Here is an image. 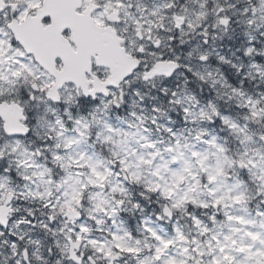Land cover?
<instances>
[{
	"label": "snow or ice",
	"instance_id": "snow-or-ice-1",
	"mask_svg": "<svg viewBox=\"0 0 264 264\" xmlns=\"http://www.w3.org/2000/svg\"><path fill=\"white\" fill-rule=\"evenodd\" d=\"M0 264H264V0H0Z\"/></svg>",
	"mask_w": 264,
	"mask_h": 264
}]
</instances>
